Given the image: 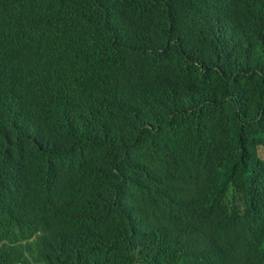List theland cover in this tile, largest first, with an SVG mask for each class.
<instances>
[{
  "label": "trees",
  "instance_id": "trees-1",
  "mask_svg": "<svg viewBox=\"0 0 264 264\" xmlns=\"http://www.w3.org/2000/svg\"><path fill=\"white\" fill-rule=\"evenodd\" d=\"M264 0H0V264H264Z\"/></svg>",
  "mask_w": 264,
  "mask_h": 264
},
{
  "label": "rangeland",
  "instance_id": "rangeland-1",
  "mask_svg": "<svg viewBox=\"0 0 264 264\" xmlns=\"http://www.w3.org/2000/svg\"><path fill=\"white\" fill-rule=\"evenodd\" d=\"M260 152H262L264 154V150L260 149Z\"/></svg>",
  "mask_w": 264,
  "mask_h": 264
}]
</instances>
